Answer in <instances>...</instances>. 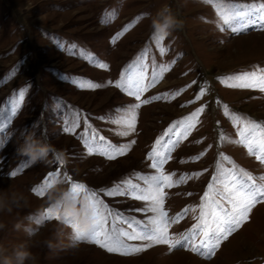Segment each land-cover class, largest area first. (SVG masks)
<instances>
[{"label":"rangeland","instance_id":"1","mask_svg":"<svg viewBox=\"0 0 264 264\" xmlns=\"http://www.w3.org/2000/svg\"><path fill=\"white\" fill-rule=\"evenodd\" d=\"M233 2L259 4L264 0ZM164 5L183 21V28L157 39L151 16ZM261 23L249 25L239 34L227 26L221 30L216 7L206 0H0V109L5 117L0 120L4 125L0 130V190L11 186L29 201L11 214L0 213V222L6 225L0 230V244L10 252L14 245L29 242L36 256L34 264H264V201L257 203L248 220L211 254L201 255L191 245L169 251L161 244L122 255L88 240L74 252L50 251L43 241L51 238L55 221L43 215L48 207L46 197L30 191L43 185L47 174L55 171L89 189H110L124 180L143 185L137 173L155 171L149 153L154 148L160 150L157 140L163 137V143L170 138L176 143L170 145L163 171L165 175L174 173V181L182 179L165 188L164 207L170 217L183 213L169 226L170 235L179 239L199 221L206 190L225 208L230 207L215 196L222 185L207 188L219 170L243 169L264 185V160L250 153L239 135L247 123L264 128V91L234 86L241 73L264 72ZM60 43L64 48L58 46ZM73 44L75 55L68 51ZM79 49L90 52L93 62L82 58ZM142 56L147 65L145 90L137 100L116 82L122 81L129 65ZM100 63L108 67L100 68ZM153 65L163 66L155 82H151ZM77 77L102 87L79 88L72 83ZM22 88L26 89L25 99L13 115L9 101ZM131 104L140 105L134 131L113 122L125 114L117 110ZM73 114H78L79 126L65 132V121ZM24 129L34 130L37 137L65 150L68 163L61 166L50 156L51 163L31 165L17 155ZM85 134L125 145L124 154L94 148L90 155ZM261 135L264 133L258 131V137ZM109 155L115 158L109 159ZM12 171L17 175L10 179ZM98 196L113 213L108 217L109 229L113 220L118 227L127 228L124 218L144 220L151 215L137 211L147 202L129 195L98 192ZM185 208L189 209L186 213ZM28 233H32L31 238ZM199 239L197 236V243Z\"/></svg>","mask_w":264,"mask_h":264},{"label":"snow or ice","instance_id":"2","mask_svg":"<svg viewBox=\"0 0 264 264\" xmlns=\"http://www.w3.org/2000/svg\"><path fill=\"white\" fill-rule=\"evenodd\" d=\"M206 2L216 7L221 21V30H224V26H227L232 33L239 34L245 31L249 25L264 22V2L259 4L235 3L233 0H206ZM261 27H264V23H261ZM117 35H123V33L121 32ZM157 39H163V36L159 34ZM112 42H116V37L112 38ZM58 46L64 48L62 43ZM75 48V44L71 45L68 49L69 54H77L72 51ZM163 51L164 49L162 48L161 52ZM78 54L82 58L93 62L94 58L90 52L79 49ZM142 61L143 56L134 65H129L127 76L122 81L118 80L116 82L117 87H121V84H123L124 88L128 90V95L135 96L137 100H140V94L145 90L144 81L147 65ZM99 67L107 68L108 65L100 63ZM162 69L163 66L153 65L151 82H155L157 71ZM14 72L15 69L13 70V74ZM236 79L239 83L234 85L235 87L258 88L264 91V72H260L259 74L255 71L244 72L237 76ZM72 83L79 88L96 89L102 87L101 84L84 77L74 78ZM108 83L111 84L112 81H108ZM25 92L26 89H20L18 96L14 94L9 101L11 104V114L14 115L24 101ZM144 102L147 103V101ZM139 107V104H131L125 106L123 109H118V112H124L125 114L119 116L113 122L127 126L134 131L136 109ZM4 118L3 110L0 109V120ZM65 123L66 126L63 129L65 132L74 131L79 126L78 114H73L71 120H66ZM3 127L4 125L0 123V130H3ZM258 131L264 133V128L261 127V124L255 122L247 123L239 132L241 137L240 143L246 144L249 152H254L258 160H264V156L261 155L264 154V135L258 137ZM172 134L183 136L184 133L173 132ZM85 135V144L90 155L94 148L101 149L103 153L115 152L119 155L124 154L125 145L118 146L112 144L106 141L105 137L96 136L95 134L91 136ZM123 135H128V133L124 132ZM164 135L168 136L169 134L166 132ZM162 141L163 137L156 141L160 145L159 151L154 148L149 153V157L153 159L151 168L155 171L146 175L137 173L139 180L143 181V185L132 183L131 180H124L121 184H117L110 189L87 188L90 195L94 198L98 218L92 228L82 233L84 239L100 245V247L105 248L108 252H119L122 255L139 253L145 251L147 248H151L153 245L161 244L167 245L169 251L177 247L191 245L192 250L200 252L201 255L211 254L214 248L218 247L235 229L239 228L244 221L248 220L252 208L257 203L264 201V185L258 184L246 171L243 169L239 171L221 169L218 174L212 176L207 188L211 190L214 184L222 185V190L219 188L216 189L215 196H219L222 200L227 201L230 207L225 208L220 200L215 199L206 190L201 197L203 203L201 204L199 221L188 230L187 234L182 235L181 238H173L169 233V226L170 224L176 223L183 213L169 216V213L164 207L166 197L165 188H172L174 184H179L182 178L174 181V173L165 175L163 165L170 158V145L176 142L170 138L163 143ZM132 143H135V141ZM108 158L114 159L115 157L109 155ZM14 172L17 173L16 171ZM50 175H52V172L47 174L44 183L47 182V178ZM68 179L72 181L71 176H68ZM74 186L81 189L86 187L84 183L80 182H74ZM42 187L43 185L38 188H33V190L40 194ZM98 192H105L108 196L129 195L136 200L147 202L143 209H138L137 211H144L151 213V215H147L144 220L124 218L123 222L127 225V228L118 227L116 220H113L112 226L109 229L107 227L108 217L112 216L113 213L108 208V205L100 199ZM189 195L191 194L189 193ZM188 210V208H185L184 212L186 213ZM48 218H51L50 210L45 215V219ZM117 219H120L118 215ZM41 222V220H37V223ZM197 236L200 237L198 243L196 241ZM126 241H148L149 243L136 245L127 243Z\"/></svg>","mask_w":264,"mask_h":264},{"label":"clouds","instance_id":"3","mask_svg":"<svg viewBox=\"0 0 264 264\" xmlns=\"http://www.w3.org/2000/svg\"><path fill=\"white\" fill-rule=\"evenodd\" d=\"M152 29L162 35L169 36L173 31L183 28V21L177 18L168 5L162 6L151 16ZM21 140L17 147V155L27 159L28 163H51V156L55 162L63 166L68 163V155L65 150L55 148L49 141L37 137L34 130L24 129L21 132ZM14 171L9 178H15ZM35 192L33 189L30 190ZM40 195L46 197V208L43 215L50 210L51 218L55 225L52 236L43 241L50 251L74 252L86 239L82 233L92 228L97 221V207L94 198L90 195L87 187L81 189L70 182L68 175L62 171L52 172L43 184ZM28 197L22 192L12 189L0 190V213H13L16 209H22L28 205ZM6 225L0 222V230ZM17 229L20 225H15ZM31 238L32 233H28ZM32 245L25 241L14 245L9 250L0 244V264H29L35 262L36 256L31 251Z\"/></svg>","mask_w":264,"mask_h":264}]
</instances>
